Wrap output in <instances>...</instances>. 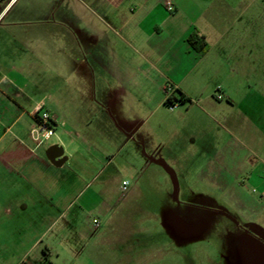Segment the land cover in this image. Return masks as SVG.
<instances>
[{
  "label": "crops",
  "instance_id": "crops-1",
  "mask_svg": "<svg viewBox=\"0 0 264 264\" xmlns=\"http://www.w3.org/2000/svg\"><path fill=\"white\" fill-rule=\"evenodd\" d=\"M206 1L174 0L173 13L146 3L139 19L62 18L56 36L42 27L48 19L30 18L46 9L39 0L19 9V0L0 4V264L61 258L62 240L42 246L68 234L70 188L85 182V169L175 187L173 200L195 197V180L210 183L215 166L226 167L230 123L243 137L239 177L264 183V97L251 76L229 77L230 59H250L254 47L230 49L246 39L233 30L236 20L227 26L214 18L212 5L218 11L224 0ZM193 33L205 37L204 52L190 44ZM236 73L253 71L237 66ZM180 94L188 102L170 110L167 100ZM41 111L51 116L53 135L38 144L31 131ZM52 146L63 149L61 167L46 155ZM128 187L123 180L122 197ZM112 213L98 206L100 227L91 221L87 234L99 236ZM12 233L30 239L23 255Z\"/></svg>",
  "mask_w": 264,
  "mask_h": 264
},
{
  "label": "rangeland",
  "instance_id": "rangeland-1",
  "mask_svg": "<svg viewBox=\"0 0 264 264\" xmlns=\"http://www.w3.org/2000/svg\"><path fill=\"white\" fill-rule=\"evenodd\" d=\"M28 1L19 0L17 9ZM39 1L46 9L39 7L31 11L30 18L37 22L48 19L47 26L42 27L56 36L62 18L139 19L145 17L140 9L146 3L165 8L167 0ZM171 1L174 5V0ZM224 1L218 11L212 5L214 18L222 19L227 26L236 20L233 30L246 39L231 45L230 49L249 53L254 47V56L250 59H230L229 77L238 81L251 76L250 86L264 97V0ZM212 3L215 5L218 1ZM237 66L253 73L238 75ZM248 91L241 90L236 98ZM43 113L47 112L41 111L39 116ZM225 128L229 133L226 167L220 169L222 165H216L210 183L195 180L190 186L197 195L191 199L173 200L169 194L175 187L136 183L128 172L117 175L112 168L83 170L85 182L70 188L73 197L69 202L68 234L62 239L54 237L50 242L44 241L42 246L45 249L46 245L62 240L68 247L61 251V258L52 257L42 264H264V183L239 177L238 158L245 152L243 137L231 123ZM251 162L256 160L252 158ZM260 166L264 178V166ZM125 179L129 187L122 197L118 190ZM98 206L113 210L111 222L103 225L99 236H90L87 233ZM2 220V223L8 221ZM11 238L14 244L22 242L20 254L27 252L28 247H24L30 239L18 241V235L13 233ZM129 245H133L131 249ZM141 254L145 255L143 261L139 259ZM20 264L38 263L22 261Z\"/></svg>",
  "mask_w": 264,
  "mask_h": 264
},
{
  "label": "built area",
  "instance_id": "built-area-1",
  "mask_svg": "<svg viewBox=\"0 0 264 264\" xmlns=\"http://www.w3.org/2000/svg\"><path fill=\"white\" fill-rule=\"evenodd\" d=\"M14 0H7L9 4L12 3ZM5 3V2H4ZM165 8L169 13L174 12V5L171 0H167L165 2ZM168 94L173 92V88L171 86H168L166 88ZM221 95H219V99H221ZM177 105H168L170 110H173ZM53 135V122L52 118L48 113H43L42 116H39L36 122V126L31 131V136L33 141H35L38 144H42L43 142L48 141ZM128 186L127 182L123 183L122 192L126 191V187ZM93 226L97 230L100 227V222L96 219L93 220Z\"/></svg>",
  "mask_w": 264,
  "mask_h": 264
},
{
  "label": "trees",
  "instance_id": "trees-1",
  "mask_svg": "<svg viewBox=\"0 0 264 264\" xmlns=\"http://www.w3.org/2000/svg\"><path fill=\"white\" fill-rule=\"evenodd\" d=\"M7 0H0V4H3L4 2H6ZM189 42L190 44L193 46V47H196L197 44L199 43L201 45V52H204L205 48H206V41H205V37L204 36H200L198 33H193L190 38H189ZM188 102V99L180 94L179 98L176 97V98H169L166 102V106L168 105H173V104H176V103H179V104H185ZM36 118L38 119L39 118V115H36Z\"/></svg>",
  "mask_w": 264,
  "mask_h": 264
},
{
  "label": "water",
  "instance_id": "water-1",
  "mask_svg": "<svg viewBox=\"0 0 264 264\" xmlns=\"http://www.w3.org/2000/svg\"><path fill=\"white\" fill-rule=\"evenodd\" d=\"M63 149L59 148L58 146H52L47 151V157L49 161L55 166V167H61L65 162L66 158L63 157Z\"/></svg>",
  "mask_w": 264,
  "mask_h": 264
}]
</instances>
